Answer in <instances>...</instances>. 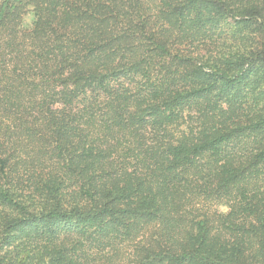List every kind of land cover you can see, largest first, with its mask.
I'll return each mask as SVG.
<instances>
[{
  "label": "trees",
  "instance_id": "obj_1",
  "mask_svg": "<svg viewBox=\"0 0 264 264\" xmlns=\"http://www.w3.org/2000/svg\"><path fill=\"white\" fill-rule=\"evenodd\" d=\"M0 264H264V0H0Z\"/></svg>",
  "mask_w": 264,
  "mask_h": 264
},
{
  "label": "rangeland",
  "instance_id": "obj_2",
  "mask_svg": "<svg viewBox=\"0 0 264 264\" xmlns=\"http://www.w3.org/2000/svg\"><path fill=\"white\" fill-rule=\"evenodd\" d=\"M34 16L32 13H27L24 17H23V26L25 28H29L32 25Z\"/></svg>",
  "mask_w": 264,
  "mask_h": 264
}]
</instances>
